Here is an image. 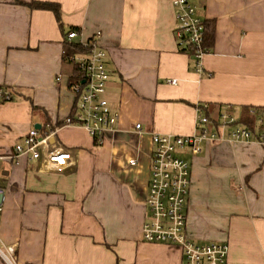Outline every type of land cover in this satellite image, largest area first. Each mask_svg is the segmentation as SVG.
<instances>
[{
	"label": "crops",
	"instance_id": "0c3cea01",
	"mask_svg": "<svg viewBox=\"0 0 264 264\" xmlns=\"http://www.w3.org/2000/svg\"><path fill=\"white\" fill-rule=\"evenodd\" d=\"M33 1L56 3L59 21ZM190 2L204 37L212 31L202 73L177 44L172 0H0V85L12 91L0 104V244L14 246L16 264H182L177 247L142 240L150 134H197L201 103L213 120L228 108L254 136L229 140L226 126L199 153H181L191 169L186 235L226 242L227 264H264V124L250 113L264 112V0ZM92 38L119 115L99 143L62 125L76 103L67 55H83L73 45ZM34 125L51 128L49 150L71 154L63 168L15 156Z\"/></svg>",
	"mask_w": 264,
	"mask_h": 264
},
{
	"label": "built area",
	"instance_id": "2783aa9c",
	"mask_svg": "<svg viewBox=\"0 0 264 264\" xmlns=\"http://www.w3.org/2000/svg\"><path fill=\"white\" fill-rule=\"evenodd\" d=\"M174 8V35L179 48L194 57L196 70L202 73L200 59L207 53L204 46L205 25L196 13L190 0H172ZM77 36L76 30L66 34V39ZM83 55L70 54L67 60L75 64L79 77L69 84L75 94V108L66 116L62 125H79L99 143L107 130L115 129L118 112L113 110L104 97L109 73L105 66V52L96 41L90 39L81 44ZM58 79V78H57ZM175 84L176 80H167ZM12 99V91L0 85V104ZM207 103L197 104L195 129L197 134L177 135L151 133V152L149 156V179L147 183L145 206L146 216L142 224V240L151 244H167L177 247L181 252L182 264H227L228 244L224 241L198 242L186 235L185 206L188 200L190 185V164L181 157L188 149L192 154L200 151L203 140L217 138V130L233 126L228 132V139L242 140L254 136L249 127L236 124L228 108L219 112L213 120L206 114ZM256 122L264 124V112L256 114ZM140 130L141 125L135 124ZM50 133V132H49ZM49 133L41 135L32 127L14 146L15 156L27 155L30 159L40 160L44 168H63L71 160L66 150H49ZM134 164V160L129 161ZM5 189L0 186V220L4 207ZM0 258L6 264L15 263L13 245L0 244Z\"/></svg>",
	"mask_w": 264,
	"mask_h": 264
},
{
	"label": "trees",
	"instance_id": "16d2710c",
	"mask_svg": "<svg viewBox=\"0 0 264 264\" xmlns=\"http://www.w3.org/2000/svg\"><path fill=\"white\" fill-rule=\"evenodd\" d=\"M29 6L31 8L51 10L55 14L56 19L59 21L60 12H59L58 5L56 3L33 1V2H31L29 4ZM71 30H76V29L75 28H73V29L70 28L69 31H71ZM211 43H212V31H209V32H207L206 37H204V46H205V48L209 47L211 45ZM73 47L78 49V50H83V46L81 44H79V43L74 44ZM73 68H74L73 73L69 77V84L74 82L79 77V72H78V69H77L75 64H73ZM36 109L37 108L35 106H33V110H36ZM247 120H248V118H247ZM46 123L47 122H45V124ZM44 127H45V125H42L41 128L38 130L41 133V135H44V134H47V133L50 132L51 128L47 130Z\"/></svg>",
	"mask_w": 264,
	"mask_h": 264
},
{
	"label": "rangeland",
	"instance_id": "374dc122",
	"mask_svg": "<svg viewBox=\"0 0 264 264\" xmlns=\"http://www.w3.org/2000/svg\"><path fill=\"white\" fill-rule=\"evenodd\" d=\"M3 184H4V181H3V179L0 178V186L4 187ZM0 262H1V264H6L1 258H0Z\"/></svg>",
	"mask_w": 264,
	"mask_h": 264
},
{
	"label": "water",
	"instance_id": "95a60500",
	"mask_svg": "<svg viewBox=\"0 0 264 264\" xmlns=\"http://www.w3.org/2000/svg\"><path fill=\"white\" fill-rule=\"evenodd\" d=\"M34 127H35L36 129H39V128H40V126H39V125H34Z\"/></svg>",
	"mask_w": 264,
	"mask_h": 264
}]
</instances>
